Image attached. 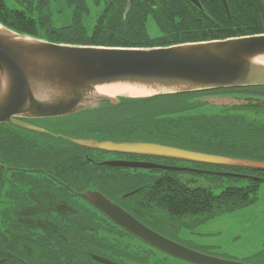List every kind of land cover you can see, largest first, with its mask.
Listing matches in <instances>:
<instances>
[{"label":"trees","instance_id":"1","mask_svg":"<svg viewBox=\"0 0 264 264\" xmlns=\"http://www.w3.org/2000/svg\"><path fill=\"white\" fill-rule=\"evenodd\" d=\"M200 1L203 10L188 0H156V6L146 0H64L71 21L57 24L51 11L52 0H13L14 4L0 0V23L18 33L56 43L105 47H158L264 34V0H227L230 13L223 0ZM93 8L95 13H92ZM150 21L153 31L149 28ZM224 95L242 101L224 106L215 113L193 114L192 111L205 105L201 102L204 98ZM120 99L118 105L102 102L99 107L78 114L82 115L81 120L71 121L78 115L70 116L67 122L73 133L100 140L158 142L264 161V86L147 97L121 96ZM42 152L44 162L68 166V156H57L68 149H62L59 144L45 141ZM71 152L76 177L85 171L82 183L96 179L95 183L108 198L149 221L155 230L161 224L176 228L177 220H181L180 227L184 218L193 216H203L197 222L200 224L243 207L256 198L264 181L262 169L195 162L192 165L202 169L199 173L140 169L133 180L132 175L124 171L96 174V169L84 166L87 161L84 153L105 152L103 150L76 144ZM177 161L169 165H176ZM188 175L207 178L212 183L193 184ZM225 176L234 180L244 177L249 182L241 186L228 180L226 184ZM216 183L224 186L219 193L213 189ZM130 192L133 194H128ZM156 252L167 255L158 248Z\"/></svg>","mask_w":264,"mask_h":264},{"label":"water","instance_id":"2","mask_svg":"<svg viewBox=\"0 0 264 264\" xmlns=\"http://www.w3.org/2000/svg\"><path fill=\"white\" fill-rule=\"evenodd\" d=\"M156 6V0H146ZM203 10L200 0H188ZM230 13L227 0H223ZM132 2V0H130ZM264 34L158 47H105L63 44L18 33L0 23V125L46 131L21 119L64 118L102 102L118 105L121 96L100 92L123 86L147 96L222 88L264 86ZM108 152L133 153L179 161L264 170V161L185 149L158 142L114 141L59 136ZM111 166L166 170L184 167L154 162L108 161ZM234 175V173H221ZM133 194V193H129ZM83 196L105 216L161 251L196 264H247L202 254L147 226L98 190ZM103 262L115 264L98 258Z\"/></svg>","mask_w":264,"mask_h":264},{"label":"flooded vegetation","instance_id":"3","mask_svg":"<svg viewBox=\"0 0 264 264\" xmlns=\"http://www.w3.org/2000/svg\"><path fill=\"white\" fill-rule=\"evenodd\" d=\"M21 120L46 131L14 124L0 125V264H110L99 257L115 264H142L139 249L156 252L153 245L121 228L83 196L89 189L102 191L96 179L81 182L84 170L76 177L71 152L76 144L59 137L75 134L57 131L46 125L45 119ZM45 141L68 149L57 155L69 157L67 167L64 163L51 165L43 161ZM84 156L87 160L84 166L96 169V174L124 171L132 175L133 180L143 168L111 166L105 162L143 161L169 165L177 161L108 151L86 152ZM175 163L185 171L199 173L202 170L192 162L178 160ZM154 169L160 168L145 170ZM137 218L152 228L149 221ZM122 240L129 247V244L135 245L137 251L133 247L129 249Z\"/></svg>","mask_w":264,"mask_h":264},{"label":"rangeland","instance_id":"4","mask_svg":"<svg viewBox=\"0 0 264 264\" xmlns=\"http://www.w3.org/2000/svg\"><path fill=\"white\" fill-rule=\"evenodd\" d=\"M9 3L14 4L13 0H9ZM95 10L93 8L92 13H95ZM51 11L53 19L57 24H68L71 21V13L65 6L64 0H52ZM149 28L153 31L152 21L149 22ZM240 101L242 99L227 95L208 97L201 100L205 104L203 107L192 112L193 114L215 113L220 111L224 106L239 103ZM69 117L51 118L44 121V123L54 127L57 131H64L73 135L72 126L69 125ZM81 119L82 115H78L76 119L71 121L75 122ZM188 180L193 184L200 182L203 184L212 183L207 178L189 175ZM224 180L226 184L230 180L233 184L241 186L249 182V179L244 177L234 180L225 176ZM223 187V185L216 183L213 189L216 193H219ZM202 218L203 216L186 217L183 219L184 223L180 227L179 223L181 220H177V229L172 228L170 225L165 227L161 224L157 227L156 231L208 256L240 263L264 264V181L261 182L258 188L256 198L247 205L236 210L218 214L198 224L197 222L202 220ZM164 225L167 224L164 223ZM123 243L129 249L133 247L134 251H137L135 245L129 244L130 248L124 241ZM140 250L138 253L142 264H196L189 261H180L168 255L164 256L159 252H147L146 248L144 251Z\"/></svg>","mask_w":264,"mask_h":264},{"label":"bare ground","instance_id":"5","mask_svg":"<svg viewBox=\"0 0 264 264\" xmlns=\"http://www.w3.org/2000/svg\"><path fill=\"white\" fill-rule=\"evenodd\" d=\"M264 62V58L261 60ZM101 93L114 96H125V97H144L150 93L144 91H138L132 88H125L123 86H107L99 89Z\"/></svg>","mask_w":264,"mask_h":264}]
</instances>
